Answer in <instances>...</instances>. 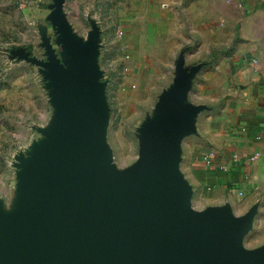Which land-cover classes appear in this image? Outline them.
I'll list each match as a JSON object with an SVG mask.
<instances>
[{"label": "crops", "instance_id": "0c3cea01", "mask_svg": "<svg viewBox=\"0 0 264 264\" xmlns=\"http://www.w3.org/2000/svg\"><path fill=\"white\" fill-rule=\"evenodd\" d=\"M41 2L36 22L64 52L60 0ZM85 2L114 42L93 66L117 68L119 85H142L187 118L178 166L195 210L263 212L264 226V0Z\"/></svg>", "mask_w": 264, "mask_h": 264}, {"label": "water", "instance_id": "95a60500", "mask_svg": "<svg viewBox=\"0 0 264 264\" xmlns=\"http://www.w3.org/2000/svg\"><path fill=\"white\" fill-rule=\"evenodd\" d=\"M61 2L53 23L65 35L62 58L82 70L77 96L66 95L73 140L52 170L30 173L16 217L0 219V264H81L82 258L108 264L121 245L134 256L119 264H264V249H242L249 219L190 211V190L173 165L188 120L171 111L174 101L159 100L161 130H148L134 173L125 177L111 167L97 122L102 86L89 69L96 51L89 55L71 34L73 42L66 41Z\"/></svg>", "mask_w": 264, "mask_h": 264}, {"label": "rangeland", "instance_id": "374dc122", "mask_svg": "<svg viewBox=\"0 0 264 264\" xmlns=\"http://www.w3.org/2000/svg\"><path fill=\"white\" fill-rule=\"evenodd\" d=\"M41 3V0H0V219L3 222L13 220L20 211L30 173L52 170L55 162L67 158L66 143L73 140V105L66 95L77 96L75 80L82 70L70 67L69 60L61 58L63 53L57 51L54 30L47 35L45 25L36 22L35 12ZM61 6L67 42L74 40L84 45L91 56L101 48L104 56L110 54L113 37L103 17L88 12L92 5L85 0L81 3L62 0ZM89 69L96 76L92 75L93 80L104 87L99 90L102 105L97 122L102 128L111 167L128 177L142 158L148 130H161L157 93L144 91L139 84L131 88L119 85L117 68L105 63L102 68ZM173 165L182 179L177 159ZM189 209L197 212L192 202ZM228 214L235 217L234 212ZM243 215L236 217L239 222L249 219L241 242L243 251L264 249V226L260 223L263 212L248 210ZM133 256V249L121 245L108 264H119ZM79 263L99 264L87 258L79 259Z\"/></svg>", "mask_w": 264, "mask_h": 264}, {"label": "built area", "instance_id": "2783aa9c", "mask_svg": "<svg viewBox=\"0 0 264 264\" xmlns=\"http://www.w3.org/2000/svg\"><path fill=\"white\" fill-rule=\"evenodd\" d=\"M257 158V155L256 156H253L252 158H250V162H253L255 159Z\"/></svg>", "mask_w": 264, "mask_h": 264}]
</instances>
